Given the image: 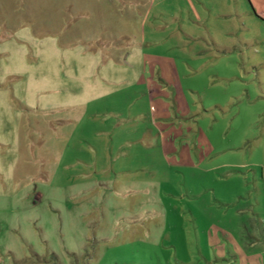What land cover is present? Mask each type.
Returning a JSON list of instances; mask_svg holds the SVG:
<instances>
[{
  "label": "rangeland",
  "instance_id": "rangeland-1",
  "mask_svg": "<svg viewBox=\"0 0 264 264\" xmlns=\"http://www.w3.org/2000/svg\"><path fill=\"white\" fill-rule=\"evenodd\" d=\"M0 264H264V0H0Z\"/></svg>",
  "mask_w": 264,
  "mask_h": 264
},
{
  "label": "crops",
  "instance_id": "crops-1",
  "mask_svg": "<svg viewBox=\"0 0 264 264\" xmlns=\"http://www.w3.org/2000/svg\"><path fill=\"white\" fill-rule=\"evenodd\" d=\"M148 76L153 77L152 80L158 85V87H161L164 89L173 88L174 83L171 81V79H169V77H167V75L165 76L164 70L162 69V67H159V66L154 67L153 70L151 71V74L148 73ZM159 96L161 95L156 94L155 98ZM167 105L168 107L165 112H160L158 114L154 113L155 118L161 121L160 126H169L170 124L175 123L174 118L171 116L170 104L167 103ZM163 120L167 123H163Z\"/></svg>",
  "mask_w": 264,
  "mask_h": 264
}]
</instances>
